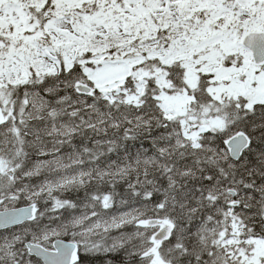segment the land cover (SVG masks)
<instances>
[{
  "label": "snow or ice",
  "instance_id": "obj_1",
  "mask_svg": "<svg viewBox=\"0 0 264 264\" xmlns=\"http://www.w3.org/2000/svg\"><path fill=\"white\" fill-rule=\"evenodd\" d=\"M0 264H264V0H0Z\"/></svg>",
  "mask_w": 264,
  "mask_h": 264
}]
</instances>
